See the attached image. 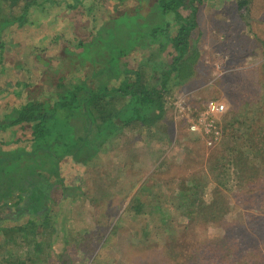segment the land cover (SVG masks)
I'll list each match as a JSON object with an SVG mask.
<instances>
[{
	"label": "rangeland",
	"instance_id": "374dc122",
	"mask_svg": "<svg viewBox=\"0 0 264 264\" xmlns=\"http://www.w3.org/2000/svg\"><path fill=\"white\" fill-rule=\"evenodd\" d=\"M71 1L33 7L31 20L47 15L39 27L4 30L5 62L21 63L12 71L14 80L55 90L54 80L76 64L70 46L98 35L104 17L91 6L96 2L82 0L90 10L67 12L65 3ZM112 35L106 37L109 44ZM52 36H59L53 46ZM193 38L199 59L193 75L173 88L172 98L184 97L196 113L207 100L223 102L220 142L207 147L188 130L187 119L168 108L159 127L121 131L90 151L76 170L61 164L54 184L26 174L8 205L0 207V214L10 212L0 220V264H8L9 257L26 264H264V0H203ZM108 45L95 44L94 53ZM10 101L0 100V115ZM236 158L249 164L250 172L242 170V162L239 168L229 162ZM8 179L14 183L17 176ZM192 182L199 184L191 193L196 206L202 198L214 200L219 209L210 211L214 218L203 211L204 204L191 215L173 205L183 184ZM139 187L143 206L136 214L127 206ZM17 194L23 197L19 205L12 203ZM45 215L56 231H44L49 246L36 258L34 243L23 244L18 228Z\"/></svg>",
	"mask_w": 264,
	"mask_h": 264
},
{
	"label": "trees",
	"instance_id": "16d2710c",
	"mask_svg": "<svg viewBox=\"0 0 264 264\" xmlns=\"http://www.w3.org/2000/svg\"><path fill=\"white\" fill-rule=\"evenodd\" d=\"M44 1L52 0H0V100L8 98L12 102L3 105L0 115V195L4 194L0 207L8 205L12 189L21 184L26 174L36 181L45 179L54 184L59 179L61 164L68 163L76 170L90 151H97L121 131L133 128L150 131L159 127L157 123L165 118L167 109H173V88L193 75L199 59L193 37L198 30V10L203 0H93L96 4L91 6L103 11L104 21L97 36L90 33L70 46L74 48L72 59L75 58L76 64L71 61L73 67L65 77L54 80L56 89H43L26 78L14 80L12 71L21 63L5 62L7 47L2 34L12 26L21 32L41 26L39 19L47 15L42 13L31 20V9H43ZM245 3L238 4L244 7ZM81 4L82 0L65 3L66 9H70L66 11L91 9ZM108 34L112 35L110 44L106 40ZM54 36L50 39L52 46L59 37ZM99 42L109 45L104 47L106 51L94 53ZM8 64L11 67L6 70ZM5 131L8 134L1 136ZM229 162L236 168L241 166L240 162L243 164L237 158ZM242 170L250 172L249 164L244 162ZM15 175L17 180L12 183L8 178ZM141 187L127 206L136 214L143 206L138 195ZM198 188L196 182L190 186L183 184L177 204L173 205L184 209L187 215L203 204V211L209 210L207 214L212 210L218 212L212 206L214 200L206 202L202 198L198 204H203L196 206L191 193ZM22 201L23 197L17 194L12 203L19 205ZM219 205L223 206L222 202ZM9 213L1 211L0 220ZM209 215L215 217L214 212ZM48 227H52L51 219L45 215L40 222L30 218L18 228L23 244L34 243L30 246L36 258L49 246L46 242L50 234L44 233L49 231ZM52 231L56 229L52 227ZM36 234H44V240L35 241ZM7 261L26 264L19 260L15 263L10 257Z\"/></svg>",
	"mask_w": 264,
	"mask_h": 264
},
{
	"label": "built area",
	"instance_id": "2783aa9c",
	"mask_svg": "<svg viewBox=\"0 0 264 264\" xmlns=\"http://www.w3.org/2000/svg\"><path fill=\"white\" fill-rule=\"evenodd\" d=\"M173 109L177 118L187 119L189 131L199 135L207 147L216 146L222 138L220 118L226 106L218 100H207L197 113L192 110L184 97L173 100ZM190 116V118H189Z\"/></svg>",
	"mask_w": 264,
	"mask_h": 264
}]
</instances>
